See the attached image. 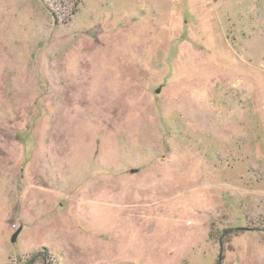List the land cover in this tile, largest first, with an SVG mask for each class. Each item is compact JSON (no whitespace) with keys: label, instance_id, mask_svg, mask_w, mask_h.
I'll use <instances>...</instances> for the list:
<instances>
[{"label":"rangeland","instance_id":"1","mask_svg":"<svg viewBox=\"0 0 264 264\" xmlns=\"http://www.w3.org/2000/svg\"><path fill=\"white\" fill-rule=\"evenodd\" d=\"M0 264H264V0H0Z\"/></svg>","mask_w":264,"mask_h":264},{"label":"water","instance_id":"2","mask_svg":"<svg viewBox=\"0 0 264 264\" xmlns=\"http://www.w3.org/2000/svg\"><path fill=\"white\" fill-rule=\"evenodd\" d=\"M160 92H161V89L157 90V94H160ZM19 233H20V231H18V232L14 235V237H13V239H12V242H15V241H16L17 236H18Z\"/></svg>","mask_w":264,"mask_h":264},{"label":"trees","instance_id":"3","mask_svg":"<svg viewBox=\"0 0 264 264\" xmlns=\"http://www.w3.org/2000/svg\"><path fill=\"white\" fill-rule=\"evenodd\" d=\"M16 141H17V142H20V143H22V144H24V145L27 144V143H26V140H23V139H21V138H20V139L17 138ZM45 255H46V254H45Z\"/></svg>","mask_w":264,"mask_h":264}]
</instances>
